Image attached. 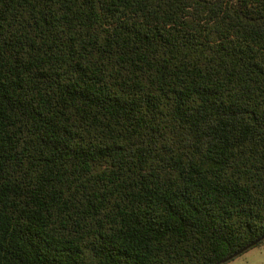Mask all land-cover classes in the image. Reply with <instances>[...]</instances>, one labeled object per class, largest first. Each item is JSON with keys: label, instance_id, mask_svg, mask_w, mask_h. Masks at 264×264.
Segmentation results:
<instances>
[{"label": "trees", "instance_id": "16d2710c", "mask_svg": "<svg viewBox=\"0 0 264 264\" xmlns=\"http://www.w3.org/2000/svg\"><path fill=\"white\" fill-rule=\"evenodd\" d=\"M262 235L264 0H0V264Z\"/></svg>", "mask_w": 264, "mask_h": 264}, {"label": "rangeland", "instance_id": "374dc122", "mask_svg": "<svg viewBox=\"0 0 264 264\" xmlns=\"http://www.w3.org/2000/svg\"><path fill=\"white\" fill-rule=\"evenodd\" d=\"M225 264H264V243L247 249Z\"/></svg>", "mask_w": 264, "mask_h": 264}, {"label": "water", "instance_id": "95a60500", "mask_svg": "<svg viewBox=\"0 0 264 264\" xmlns=\"http://www.w3.org/2000/svg\"><path fill=\"white\" fill-rule=\"evenodd\" d=\"M264 239V235H262L261 237L257 238L256 240L251 241L250 243H248L247 245H245L244 247L240 248L239 250L233 252L232 254L228 255L226 258H224L221 262H226L228 260H231L232 258L236 257L237 255L241 254L242 252H244L245 250L249 249L250 247L256 245L259 241Z\"/></svg>", "mask_w": 264, "mask_h": 264}]
</instances>
